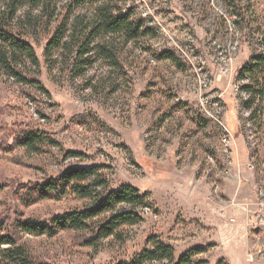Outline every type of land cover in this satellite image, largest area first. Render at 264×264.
I'll return each mask as SVG.
<instances>
[{"label":"rangeland","instance_id":"374dc122","mask_svg":"<svg viewBox=\"0 0 264 264\" xmlns=\"http://www.w3.org/2000/svg\"><path fill=\"white\" fill-rule=\"evenodd\" d=\"M65 3L57 1L60 8L41 20L36 35H17L39 62L18 53L13 68L24 81L0 64V230L48 264L129 262L152 248L153 236L174 247V259L146 264H177L195 247L206 250L191 264H264V60L248 71L254 58H264V0H127L125 7L143 20L137 6L149 4L168 34L153 27L129 42L122 35L99 37L117 65L103 49L85 55V63L76 51H46ZM77 11L94 15L93 7ZM227 18L240 38L236 54L227 45ZM228 58L229 73L219 78ZM247 76L251 92L244 89ZM26 130L46 141L38 149L19 145ZM95 165L105 166L108 191L127 184L148 193V206H123L140 214L141 223L93 243L87 242L96 236L92 229L54 237L17 231L18 220L47 221L91 206L72 193L39 199L34 188L69 167ZM240 223L250 230L249 242L242 241Z\"/></svg>","mask_w":264,"mask_h":264},{"label":"trees","instance_id":"16d2710c","mask_svg":"<svg viewBox=\"0 0 264 264\" xmlns=\"http://www.w3.org/2000/svg\"><path fill=\"white\" fill-rule=\"evenodd\" d=\"M0 8V64L19 81L25 79L15 72L13 65L16 63L18 53L25 54L34 64L38 59L34 48L18 36H25L27 32L36 35L47 15L52 18L58 7V0H3ZM127 0H66V16L55 31L46 51L62 47L70 53L76 51L77 61H81L85 55L89 57L94 50H104L111 65H117L115 54L105 48L100 42H96L104 35H122L126 42L139 40L141 37L154 31L147 28L144 20L138 18L134 7H125ZM94 9V15L89 18L86 12H78V8ZM22 10V12H21ZM37 10L39 14H34ZM19 13H22L19 15ZM14 30H17L14 33ZM104 47V48H103ZM172 54H163L162 58L171 57ZM82 60L84 63L87 58ZM263 56L254 58L248 71L254 72ZM244 89L251 92L253 87L246 83ZM43 135L35 130H26L17 139V143L28 149H38L45 142ZM51 143L53 142V140ZM70 156H81L72 152ZM105 166L95 165L91 167L73 166L66 169L60 175L36 184L35 188L39 199L60 200L72 193L81 199H89L91 206L83 210H73L59 214L44 221L31 217L18 220L16 228L19 233L33 236L54 237L65 230L81 231L92 229L96 234L87 241L93 243L96 239H103L114 235L117 229L124 225H136L143 221L140 214L132 209L124 208L149 205L148 193L141 194L137 188L131 185H122L117 190H107V180L102 173ZM0 187V191H1ZM121 211H117L118 207ZM102 219V223H98ZM155 239L150 250L146 249L129 262L119 264H146L149 261H163L174 259L175 249L172 245L153 236L148 243ZM204 247H195L183 254L177 264H191L192 257L205 252ZM0 264H48L39 262L28 251L25 244L19 242L14 233L0 230Z\"/></svg>","mask_w":264,"mask_h":264},{"label":"built area","instance_id":"2783aa9c","mask_svg":"<svg viewBox=\"0 0 264 264\" xmlns=\"http://www.w3.org/2000/svg\"><path fill=\"white\" fill-rule=\"evenodd\" d=\"M133 7V6H132ZM137 9L141 11V14L144 18V24L145 26H152L155 27V31L163 33L164 31L166 32L165 34H168L166 29L164 28V24L162 23V17L160 15H156L155 12L152 10V8L149 6L148 7H142V6H137ZM235 31H236V25L233 20H229L227 18L226 22V29L225 33L227 35V45L229 46V49L233 54H236L240 47V38H235ZM160 33V34H161ZM257 36H260L259 34ZM140 53H143V51L140 49ZM151 63H154V59H150ZM232 58H228L227 60L224 61L223 63V69L221 72V75L219 78H222L223 74H228L229 70L228 67L231 64ZM245 80H251L249 76L245 77ZM244 81V80H242ZM228 134L226 135V138L224 139L227 144L229 145V140H228ZM228 151V150H227ZM262 227H264V219H261V224Z\"/></svg>","mask_w":264,"mask_h":264},{"label":"crops","instance_id":"0c3cea01","mask_svg":"<svg viewBox=\"0 0 264 264\" xmlns=\"http://www.w3.org/2000/svg\"><path fill=\"white\" fill-rule=\"evenodd\" d=\"M184 24L183 25H185L187 22L186 21H184L183 22ZM196 31L198 32V34H199V36H201V35H205V33L203 32L204 30H202V28L199 26V27H197L196 28ZM186 32L187 31H185L184 30V33H183V35H185L186 34ZM202 37V36H201ZM204 37V36H203ZM189 210H190V208H188ZM190 211H192V210H190ZM193 213V212H192ZM194 213H195V215H200V214H202L203 216H204V212H203V209H198V210H195V208H194ZM224 216H226L225 215V213L223 214ZM198 217V216H197ZM238 222H240L239 220H238ZM239 227H240V229H239V231L242 233V241L243 242H249V233H250V230H249V228H248V226H245V225H243V224H241L240 223V225H239ZM233 230V229H232Z\"/></svg>","mask_w":264,"mask_h":264},{"label":"bare ground","instance_id":"6f19581e","mask_svg":"<svg viewBox=\"0 0 264 264\" xmlns=\"http://www.w3.org/2000/svg\"><path fill=\"white\" fill-rule=\"evenodd\" d=\"M152 28H153V27H152ZM235 37H237V34H236ZM260 38H261V37H260ZM259 43H262V40H261V39H260V42H259ZM259 50H260L261 55H264V44H261ZM248 82H250V81H249V80H246V81H245V83H247V84H248Z\"/></svg>","mask_w":264,"mask_h":264}]
</instances>
